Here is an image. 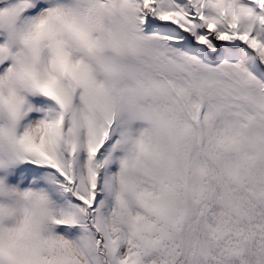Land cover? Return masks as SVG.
Returning a JSON list of instances; mask_svg holds the SVG:
<instances>
[{"label":"snow or ice","instance_id":"snow-or-ice-1","mask_svg":"<svg viewBox=\"0 0 264 264\" xmlns=\"http://www.w3.org/2000/svg\"><path fill=\"white\" fill-rule=\"evenodd\" d=\"M0 264H264V0H0Z\"/></svg>","mask_w":264,"mask_h":264},{"label":"clouds","instance_id":"clouds-1","mask_svg":"<svg viewBox=\"0 0 264 264\" xmlns=\"http://www.w3.org/2000/svg\"><path fill=\"white\" fill-rule=\"evenodd\" d=\"M41 33H37V35H36V39H41ZM68 71H71V69L70 68H67V67H64V68H62V72H68Z\"/></svg>","mask_w":264,"mask_h":264}]
</instances>
